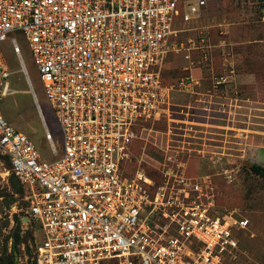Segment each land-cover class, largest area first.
Masks as SVG:
<instances>
[{"label":"built area","instance_id":"2783aa9c","mask_svg":"<svg viewBox=\"0 0 264 264\" xmlns=\"http://www.w3.org/2000/svg\"><path fill=\"white\" fill-rule=\"evenodd\" d=\"M215 1L0 0V44L13 31L25 34L63 134L60 156L39 108L57 157L47 161L0 109V150L25 187V221L37 223L45 237L35 264H227L237 258V234L250 221L220 215L210 175H188L179 153L165 154L159 181L141 164L132 173L139 132L168 116L177 87L162 79L170 56L185 47L175 24L201 19ZM12 45L24 65L18 41ZM231 74L214 76V87L231 83L234 68ZM12 76L0 50V105L11 95ZM177 85L191 93L200 83L188 76ZM225 173L233 182L235 171Z\"/></svg>","mask_w":264,"mask_h":264},{"label":"rangeland","instance_id":"374dc122","mask_svg":"<svg viewBox=\"0 0 264 264\" xmlns=\"http://www.w3.org/2000/svg\"><path fill=\"white\" fill-rule=\"evenodd\" d=\"M175 29L182 31L178 40L185 47L170 56L162 79L166 86L177 87L168 116L139 132L132 170L141 164L160 179L165 154L179 153L188 162V175H210L220 215L250 221L249 228L237 234L241 240L237 258L227 264H264V178L250 171L252 165L264 168L258 151L264 149V0L215 1L201 19L190 24L179 20ZM13 39L22 50L24 65L13 52ZM0 50L13 72L11 95L0 105L2 114L36 144L47 161H55L45 123L60 156L63 134L25 34L13 31ZM232 68L233 81L214 87L212 78L231 76ZM188 76L200 83L191 93L177 85ZM226 171H235L233 182L227 180ZM12 175L0 150V263L6 249L12 252L16 216H20L22 244L16 264H33L36 246L45 237L37 223L25 221L28 205L13 192Z\"/></svg>","mask_w":264,"mask_h":264},{"label":"trees","instance_id":"16d2710c","mask_svg":"<svg viewBox=\"0 0 264 264\" xmlns=\"http://www.w3.org/2000/svg\"><path fill=\"white\" fill-rule=\"evenodd\" d=\"M241 87L243 88L244 86H241ZM242 96H243V94H242ZM151 125H152L151 123L147 124V126H151ZM134 146H135V144H134ZM5 157H7L8 161L10 163V170H12V164H11L9 157L8 156H5ZM133 167H135V166H133ZM250 171L255 176L264 178V168L263 167H261L259 165H252L250 168ZM132 173H133V170H132ZM146 173L148 176L152 177L155 181H159V179H157L156 177H154L153 175L148 173V171H146ZM12 174H13V172H12ZM11 181L13 183V192L15 194H19L25 198V194H26L25 187L20 183V181L18 180V178L14 174L12 175ZM27 205H28V203H27ZM16 222H17L18 230L15 233V239H14L15 241H14V246L12 248V252L9 253L8 250L6 249L2 255V259H1L0 264H16V262H17L16 258L20 257V255H21V250L19 247L22 244V242H21V224L23 222V218H21L20 216H16ZM33 264H35L34 260H33Z\"/></svg>","mask_w":264,"mask_h":264},{"label":"water","instance_id":"95a60500","mask_svg":"<svg viewBox=\"0 0 264 264\" xmlns=\"http://www.w3.org/2000/svg\"><path fill=\"white\" fill-rule=\"evenodd\" d=\"M24 71H25V69H23ZM259 151V153H260V155H259V159H261V157L263 158L264 157V149H260V150H258ZM264 159V158H263ZM16 261H18V258H16Z\"/></svg>","mask_w":264,"mask_h":264},{"label":"crops","instance_id":"0c3cea01","mask_svg":"<svg viewBox=\"0 0 264 264\" xmlns=\"http://www.w3.org/2000/svg\"><path fill=\"white\" fill-rule=\"evenodd\" d=\"M178 42H179V40H178ZM179 43H180V42H179ZM14 54H15V53H14ZM10 67H11V65H10ZM11 69H12V68H11ZM236 81H238V79H237ZM236 81H235V82H236ZM241 81H242V80H241ZM240 113H242V112H239V114H240Z\"/></svg>","mask_w":264,"mask_h":264}]
</instances>
